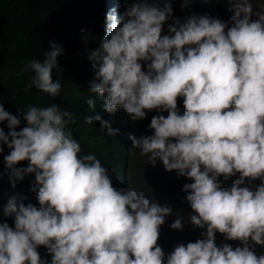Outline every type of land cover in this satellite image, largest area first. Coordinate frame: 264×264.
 <instances>
[{
  "label": "clouds",
  "instance_id": "9594fccd",
  "mask_svg": "<svg viewBox=\"0 0 264 264\" xmlns=\"http://www.w3.org/2000/svg\"><path fill=\"white\" fill-rule=\"evenodd\" d=\"M100 3L102 38L88 57L95 82L88 77L76 86L82 83L92 111L95 93L106 112L123 106L134 122L145 110L156 112L142 128L129 121L125 140L153 166L162 161L166 171L193 181L183 186L196 213L190 223L206 229L204 239L175 246L167 264H264V254L254 251L256 245L264 251V13L252 20L249 0H236L229 22L206 15L182 22L173 16L172 0ZM189 4L182 0V10ZM170 20L169 34L162 35ZM50 44L43 62L32 60L22 70L34 73L28 89L56 97L62 84L53 69L64 49ZM24 120L17 131L20 119L0 103V124L7 121L10 129L0 126V152L4 144L10 149L4 157L10 183L15 188L34 173L31 191L39 202L8 198L3 215L14 217L15 226L0 222V264H164L158 239L172 208L126 189V170L125 188H116L94 154L80 157L81 144L67 127L76 123L74 113L57 104L30 105ZM94 121L108 136L119 132L98 114L84 118ZM24 160L28 166L18 167ZM237 174L231 187H222L219 177ZM256 180L261 183L253 185ZM170 227L182 231L184 222L177 218ZM217 232L242 246L218 247Z\"/></svg>",
  "mask_w": 264,
  "mask_h": 264
},
{
  "label": "trees",
  "instance_id": "16d2710c",
  "mask_svg": "<svg viewBox=\"0 0 264 264\" xmlns=\"http://www.w3.org/2000/svg\"><path fill=\"white\" fill-rule=\"evenodd\" d=\"M188 7L182 10V0H172L173 16L179 17L183 22L191 15H206L229 22L236 14L233 0L231 4L225 0H189ZM163 5L161 4V7ZM100 0H0V103L5 110L16 115L21 123L16 130L26 126L24 110L28 106L41 108L53 104L60 106L75 115L76 123H70L67 127L72 130L73 137L81 144L82 157L85 154H94L102 165L108 169L113 186L125 188L124 170H126L127 188L134 189L138 193L143 192L146 198L158 202L162 206L172 208V214L165 223L160 226L158 245L162 247L167 264V255L172 252L165 244L166 229L177 219L184 222L183 230L174 229L178 244L196 242L204 239L201 235L206 229L193 228L190 216L196 214L187 201V192L184 191L186 183L193 181L185 176H179L177 170L166 171L162 161L156 166L148 162L147 156H141L139 151L133 148L130 139L125 140V131L130 127L129 121L142 128L144 124H150L156 112L146 111V117L133 121L123 106H118L115 114L108 113L102 107L104 100L93 93L99 103L94 111L90 110L86 103V94L80 89L82 83L77 82L92 78L88 57L92 51L99 47L102 33L99 31ZM168 21L163 26L162 35H168ZM231 27V23L228 24ZM84 30L83 32L81 30ZM227 31V29H226ZM55 41L63 49V53L57 58L58 68L53 69V80H59L62 84L59 96L52 97L33 86L28 89L26 85L31 82L34 73L23 71L24 65L32 60L41 62L46 58L45 51L51 50V41ZM183 97L178 98V109H181ZM86 105V106H85ZM100 115L111 123L114 129H119L115 136H108L107 130L101 129V122L85 124L84 118L92 115ZM8 133L7 121L0 124ZM146 135L154 134L148 130ZM10 149L3 145L0 152V222H7L14 228V217L3 215V206L10 196L20 195L27 197L23 202L32 203L39 207L36 193L31 191L35 174H25L23 180H17L13 188L9 180L10 170L6 167L4 157ZM30 162L24 160L18 163V167H27ZM239 178V174L228 180H220L222 187H231L233 180ZM122 183V185H120ZM259 180L253 182L258 185ZM242 186H248L242 185ZM216 245L222 246L228 242L224 235L216 233ZM232 245V244H231ZM233 248L242 246L241 242L232 245ZM262 245H256L254 251L257 255L264 254ZM173 249V248H171Z\"/></svg>",
  "mask_w": 264,
  "mask_h": 264
},
{
  "label": "rangeland",
  "instance_id": "374dc122",
  "mask_svg": "<svg viewBox=\"0 0 264 264\" xmlns=\"http://www.w3.org/2000/svg\"><path fill=\"white\" fill-rule=\"evenodd\" d=\"M252 1L253 0H249V2L252 4V8H253L252 20H256V19H258V17L255 15L257 12L264 13V0H255L256 4H254ZM129 2H131V0H129ZM126 7H127V5H126ZM141 63L143 64L144 70L147 71V64L143 61H141ZM219 180H223V176L219 177ZM260 183H261V181L259 180V184ZM175 237H177V236L174 234L173 229H171V227H167L165 240H166V247L170 248L168 250L174 251L175 246L178 245V242L176 241ZM227 241L230 242L232 245L238 244L240 242L239 240H227ZM171 248H173V249H171Z\"/></svg>",
  "mask_w": 264,
  "mask_h": 264
}]
</instances>
